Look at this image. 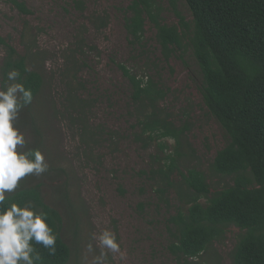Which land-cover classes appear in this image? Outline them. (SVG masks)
Segmentation results:
<instances>
[{"label":"rangeland","instance_id":"rangeland-1","mask_svg":"<svg viewBox=\"0 0 264 264\" xmlns=\"http://www.w3.org/2000/svg\"><path fill=\"white\" fill-rule=\"evenodd\" d=\"M19 1L31 14L0 0V36L28 55V67L44 78L41 94L21 110L17 123L26 136L24 150L39 149L48 164L43 175H29L20 186L41 185L45 202L61 214L73 249L70 264H94L102 251L107 252L103 264H184L170 251L178 193L173 190L167 201L157 194L158 170L175 151V142L167 140L169 147L161 150L157 143L145 148L136 139L137 113L121 67L169 90L161 106L176 125L189 126L181 170L197 168L209 175L228 139L204 105L192 51L185 43L183 51L166 60L149 20L143 40L133 43L125 27L133 0ZM150 1L164 24L179 26L176 11L192 22L184 0ZM76 2H82L84 10ZM99 18L107 26H101ZM5 56L0 45V66ZM70 82L79 83L86 124L66 111ZM82 126L91 134L86 136ZM209 182L217 190L229 180L210 175ZM105 229L116 234L123 259L99 247L96 237ZM238 233L231 227L200 261L231 264Z\"/></svg>","mask_w":264,"mask_h":264},{"label":"trees","instance_id":"trees-1","mask_svg":"<svg viewBox=\"0 0 264 264\" xmlns=\"http://www.w3.org/2000/svg\"><path fill=\"white\" fill-rule=\"evenodd\" d=\"M5 1L20 13L31 14L24 2ZM184 1L193 18L191 23L176 11L179 26H169L160 20V12L150 0H133L125 27L133 43L141 42L149 20L157 29L166 60L176 51H183L186 43L202 77L204 105L226 133L228 142L210 165L209 175L197 168L182 171L181 150L189 126L176 125L161 106L169 90L153 78L133 75L123 66L137 113L135 137L145 148L157 143L165 150L169 147L167 140L175 142V151L167 155L158 170L157 194L166 201L173 190L179 196L180 207L171 219L174 233L170 246L177 259L184 264H204L200 261L203 255L216 242L223 241L231 227H236L239 233L230 255L231 264H264V0ZM76 5L84 10L82 2ZM98 21L101 26L108 24L103 18ZM0 45L6 50L0 66L1 88L12 83L7 73L17 70L20 75L15 82L33 92L31 104L24 107L30 108L44 88V78L28 67V55L21 54L1 36ZM72 80H77L76 74ZM78 86L74 82L67 84L66 111L86 124V103ZM82 130L86 136L91 134L87 126ZM210 175L229 182L215 190L209 182ZM11 202H31L37 210L46 212L57 236L54 255L43 245H35L40 255L35 264H70L73 249L64 235L63 218L45 202L41 185L19 186L8 194L6 203Z\"/></svg>","mask_w":264,"mask_h":264},{"label":"clouds","instance_id":"clouds-1","mask_svg":"<svg viewBox=\"0 0 264 264\" xmlns=\"http://www.w3.org/2000/svg\"><path fill=\"white\" fill-rule=\"evenodd\" d=\"M20 73L11 70L0 89V264H35L40 259L35 245H43L54 255L57 236L48 223V214L37 210L31 202L6 203L8 194L29 176H41L48 170L45 155L39 149H27L26 136L18 126L19 113L33 100L31 89L15 82ZM99 247L124 258L116 234L103 230L96 237ZM91 251V246H89ZM107 252L102 251L94 264H103Z\"/></svg>","mask_w":264,"mask_h":264}]
</instances>
